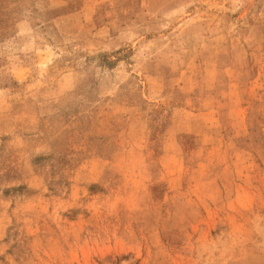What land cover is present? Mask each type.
<instances>
[{
  "label": "rangeland",
  "instance_id": "rangeland-1",
  "mask_svg": "<svg viewBox=\"0 0 264 264\" xmlns=\"http://www.w3.org/2000/svg\"><path fill=\"white\" fill-rule=\"evenodd\" d=\"M0 264H264V0H0Z\"/></svg>",
  "mask_w": 264,
  "mask_h": 264
}]
</instances>
